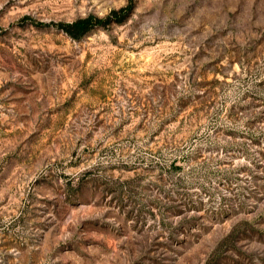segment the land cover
I'll return each instance as SVG.
<instances>
[{"label": "rangeland", "instance_id": "1", "mask_svg": "<svg viewBox=\"0 0 264 264\" xmlns=\"http://www.w3.org/2000/svg\"><path fill=\"white\" fill-rule=\"evenodd\" d=\"M0 264H264V0H0Z\"/></svg>", "mask_w": 264, "mask_h": 264}, {"label": "trees", "instance_id": "2", "mask_svg": "<svg viewBox=\"0 0 264 264\" xmlns=\"http://www.w3.org/2000/svg\"><path fill=\"white\" fill-rule=\"evenodd\" d=\"M126 9H120L118 11H113L111 14L106 18L105 20H93L92 18H85L78 21H75L71 24H65L61 25L60 28L65 31L67 34H69L72 37H79L85 32H87L90 28H92L95 25L103 24L107 21H110V19L119 21L124 18Z\"/></svg>", "mask_w": 264, "mask_h": 264}]
</instances>
